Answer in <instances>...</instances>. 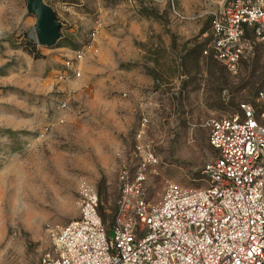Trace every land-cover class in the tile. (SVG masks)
Here are the masks:
<instances>
[{"label":"rangeland","instance_id":"374dc122","mask_svg":"<svg viewBox=\"0 0 264 264\" xmlns=\"http://www.w3.org/2000/svg\"><path fill=\"white\" fill-rule=\"evenodd\" d=\"M173 1L183 19L167 2L47 0L62 24L47 48L33 37L25 0H0V264H41L51 251L45 224L78 219L83 186L97 192L108 226L120 169L136 171L138 147L158 158L148 201L168 183L206 185L202 172L216 157L206 123L254 103L264 48L254 44L237 75L198 62L209 0Z\"/></svg>","mask_w":264,"mask_h":264},{"label":"built area","instance_id":"2783aa9c","mask_svg":"<svg viewBox=\"0 0 264 264\" xmlns=\"http://www.w3.org/2000/svg\"><path fill=\"white\" fill-rule=\"evenodd\" d=\"M149 1L169 3L183 19L173 0ZM206 14L203 55L237 75L244 54L254 44L264 48V0H209ZM206 126L216 157L202 172L204 187L168 183L160 201H148L144 187L158 158L138 147L136 171L120 169L111 223H103L97 192L83 186L79 218L45 224L51 251L41 264H264V89Z\"/></svg>","mask_w":264,"mask_h":264},{"label":"water","instance_id":"95a60500","mask_svg":"<svg viewBox=\"0 0 264 264\" xmlns=\"http://www.w3.org/2000/svg\"><path fill=\"white\" fill-rule=\"evenodd\" d=\"M47 0H25L28 13L36 18L34 28L35 40L39 46L54 47L61 38L62 24Z\"/></svg>","mask_w":264,"mask_h":264},{"label":"trees","instance_id":"16d2710c","mask_svg":"<svg viewBox=\"0 0 264 264\" xmlns=\"http://www.w3.org/2000/svg\"><path fill=\"white\" fill-rule=\"evenodd\" d=\"M194 52L195 54L197 55V61L200 59V58H203L205 60H208L209 62L211 63H217L216 60H214L211 56H203V46L202 45H198L194 48ZM199 62V61H198ZM105 209H103L102 206H100V215L102 217V220H103V223L106 224V218H107V214L105 213ZM112 221V220H111ZM111 223V222H110ZM109 223V224H110Z\"/></svg>","mask_w":264,"mask_h":264},{"label":"bare ground","instance_id":"6f19581e","mask_svg":"<svg viewBox=\"0 0 264 264\" xmlns=\"http://www.w3.org/2000/svg\"><path fill=\"white\" fill-rule=\"evenodd\" d=\"M33 37L35 38V35L33 34Z\"/></svg>","mask_w":264,"mask_h":264}]
</instances>
